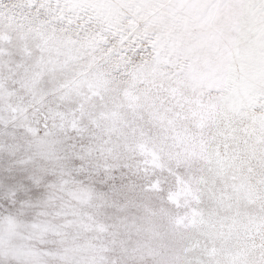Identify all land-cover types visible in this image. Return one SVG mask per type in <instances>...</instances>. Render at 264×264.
<instances>
[{"label":"snow or ice","instance_id":"1","mask_svg":"<svg viewBox=\"0 0 264 264\" xmlns=\"http://www.w3.org/2000/svg\"><path fill=\"white\" fill-rule=\"evenodd\" d=\"M0 264H264V0H0Z\"/></svg>","mask_w":264,"mask_h":264}]
</instances>
